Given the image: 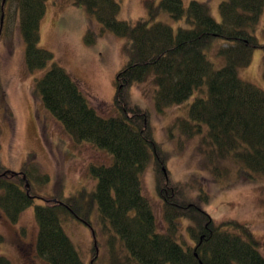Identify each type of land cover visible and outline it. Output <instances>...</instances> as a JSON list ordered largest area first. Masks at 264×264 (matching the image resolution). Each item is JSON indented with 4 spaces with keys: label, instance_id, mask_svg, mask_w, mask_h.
I'll use <instances>...</instances> for the list:
<instances>
[{
    "label": "trees",
    "instance_id": "trees-1",
    "mask_svg": "<svg viewBox=\"0 0 264 264\" xmlns=\"http://www.w3.org/2000/svg\"><path fill=\"white\" fill-rule=\"evenodd\" d=\"M73 2L83 6L103 29L125 39L120 52L126 62L115 79L114 116H100L54 54L39 46L46 0H0V35L6 8L9 3L15 5L25 42L26 67L33 72L49 66L36 79L34 88L44 108L59 120L73 142L88 141L113 156L108 165H90L97 183L84 203L87 208L81 206L84 210L72 197H44L45 204L35 205L36 254L47 264H85L59 222L60 212H69L91 227L88 209L95 204L110 264H264L261 242L248 223L211 217L204 208L209 200L205 190L200 188L193 196L189 184L171 178L165 164L167 154L153 136L149 112L130 96L133 83L151 78L156 87L154 106L162 112L198 90L187 110L188 117L175 124L187 137L199 133L205 124L204 142L213 146L208 161L231 157L246 169L237 170L238 179L264 177V89L238 75L239 67L250 64L255 49L264 50V43L254 35L264 0H222L220 21L210 16L206 3L197 0H190L187 6L182 0H159L157 4L145 0L150 16L134 21L118 19L115 0ZM160 11L175 20L185 19L189 26L175 32L169 24L155 19ZM95 36L88 29L85 42L91 44ZM215 38L222 40L216 55L224 58V65L218 69L205 53ZM151 160L154 186L162 201L163 231L157 230L139 176ZM226 171L218 165L213 167L217 180ZM30 175L29 170L12 172L0 165V209L10 222H17L37 197L28 182ZM47 179L44 175L43 180ZM260 201L264 203V199ZM179 218L190 222L186 225L189 241L176 240ZM0 264L12 263L0 255Z\"/></svg>",
    "mask_w": 264,
    "mask_h": 264
},
{
    "label": "rangeland",
    "instance_id": "rangeland-1",
    "mask_svg": "<svg viewBox=\"0 0 264 264\" xmlns=\"http://www.w3.org/2000/svg\"><path fill=\"white\" fill-rule=\"evenodd\" d=\"M119 4L118 19L134 21L150 16L145 0H115ZM207 4L216 21L221 20L219 3L222 0H197ZM155 4L159 0H154ZM185 6L190 0H182ZM46 9L40 22L39 46L50 50L55 60L69 73L89 104L103 117L117 114L114 106L115 79L126 62L121 46L123 37L103 29L85 8L73 0H46ZM13 5V4H12ZM254 35L264 43V7ZM5 22L0 35V165L12 172L23 169L31 172L30 187L37 194L30 206L19 215L17 222H10L0 209V255L12 264H47L36 251L38 224L34 207L45 204L44 197L75 198L76 205L84 210L91 193L96 188L97 178L90 171V165H108L113 156L105 149L88 141L73 142L65 133L59 120L53 118L44 108L39 93H35L36 79L49 68L48 65L36 71H29L24 61L25 42L19 25V14L15 5L6 8ZM156 20L169 24L176 32L188 27L185 19L175 20L160 11ZM91 29L95 41L85 42V34ZM222 40L215 38L213 46L205 49L206 58L218 69L224 65V58L216 55ZM250 64L238 68L241 79L264 89V50L257 48L251 55ZM148 78L130 87L131 100L149 112V122L155 140L167 154L166 166L175 181L189 184V194L196 195L199 189L209 196L204 208L216 219L233 218L248 223L252 233L261 242L264 256V177L253 179L237 177L242 163L227 157L208 161L213 146L206 144L208 127L201 124V131L185 136L175 121L188 117V108L199 94L198 90L181 103L173 104L158 112L154 106L156 87ZM206 88L205 84L201 87ZM112 156V157H111ZM227 169L218 180L213 167ZM47 175L48 179L43 180ZM140 179L142 193L150 203L158 231L165 229L162 201L155 189L152 160L146 164ZM0 192H2L0 190ZM83 204V207H81ZM91 227L78 221L69 212H60V223L85 264H110L105 235L100 230L96 205L89 209ZM180 229L176 240L189 241L185 218H179ZM108 225V223H107ZM94 235H93V233ZM95 236V237H94ZM96 253L92 256V248ZM123 254H127L122 249ZM129 264H135L130 262Z\"/></svg>",
    "mask_w": 264,
    "mask_h": 264
},
{
    "label": "water",
    "instance_id": "water-1",
    "mask_svg": "<svg viewBox=\"0 0 264 264\" xmlns=\"http://www.w3.org/2000/svg\"><path fill=\"white\" fill-rule=\"evenodd\" d=\"M5 2V0H3V3ZM3 16L1 15V22H2ZM26 186H28V182H26ZM93 233V232H92ZM94 235V233H93Z\"/></svg>",
    "mask_w": 264,
    "mask_h": 264
}]
</instances>
